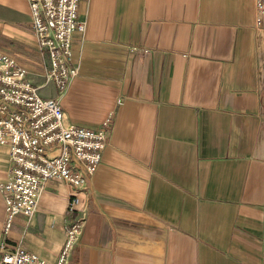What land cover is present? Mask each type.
<instances>
[{
  "label": "crops",
  "instance_id": "1",
  "mask_svg": "<svg viewBox=\"0 0 264 264\" xmlns=\"http://www.w3.org/2000/svg\"><path fill=\"white\" fill-rule=\"evenodd\" d=\"M79 74L46 82L28 0H0V50L29 70L66 123L111 118L95 174L46 184L0 244L67 264H264V17L255 0H80ZM11 166L0 143V183ZM77 198L69 210L72 197ZM1 254V246H0Z\"/></svg>",
  "mask_w": 264,
  "mask_h": 264
},
{
  "label": "built area",
  "instance_id": "2",
  "mask_svg": "<svg viewBox=\"0 0 264 264\" xmlns=\"http://www.w3.org/2000/svg\"><path fill=\"white\" fill-rule=\"evenodd\" d=\"M31 26L37 47L48 58L46 82L63 91L79 74L72 65L73 36L84 32L79 19L80 0H28ZM256 23L264 17V0H255ZM111 118L97 128L66 123L55 98L44 97L30 80L27 67L0 50V143L8 146L11 166L0 183L6 207L4 231L8 233L18 214L31 217L46 184L61 178L82 188L95 174L108 144ZM76 197L69 202L74 210ZM83 227L75 220L67 229L64 246L56 262H49L22 244L9 247L1 242L0 264H67Z\"/></svg>",
  "mask_w": 264,
  "mask_h": 264
}]
</instances>
